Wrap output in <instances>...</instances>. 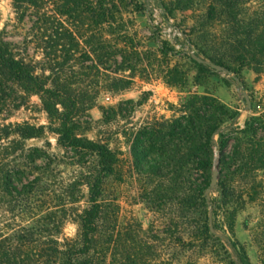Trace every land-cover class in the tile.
Masks as SVG:
<instances>
[{
  "label": "trees",
  "instance_id": "trees-1",
  "mask_svg": "<svg viewBox=\"0 0 264 264\" xmlns=\"http://www.w3.org/2000/svg\"><path fill=\"white\" fill-rule=\"evenodd\" d=\"M86 1L65 0L60 11L79 15L88 9L90 19L117 21L121 10L116 0H100L99 13L92 4L85 7ZM248 1L163 3L169 13L199 12L184 38L177 36L175 44L158 40L163 54L187 59L166 64L163 73L168 85L186 87L190 61L199 76L216 71L195 59L186 46L226 65L242 80L246 68L264 72V7L252 10L246 6ZM14 3L23 21L41 0ZM40 19L35 25L38 39L47 47L60 44L71 61L81 45L74 31L56 15ZM88 41L102 60L105 53L109 60V54L116 53V44L102 35L92 33ZM176 44L183 49L178 51ZM86 67L89 71L81 67L57 72L60 75L49 80L46 69L39 72L35 59L15 53L0 28V106L7 102L8 88L16 85L23 103L40 96L49 117L47 125L0 124V264H255L237 229L240 215L248 209L253 212L247 227L264 264V110L252 115L245 127L234 126L239 110L211 92L190 94L179 105L172 103L171 116L143 127L137 139L142 152H136L131 166L121 148L80 130L77 113L90 92L84 77L90 82L95 75L93 66ZM131 83L119 79L115 85L122 88ZM48 133L55 135L61 149L74 153L67 161L76 165L74 175L62 165V155L50 149V140L48 145H28L31 139H50ZM218 133L219 139L214 136ZM229 134L234 135V143L228 153H222L219 186L209 202L206 189L212 181L215 147L223 151ZM127 183L137 186L148 207L169 216L161 233L147 236L138 212L123 205L122 189ZM69 221L78 225L74 236L65 233ZM163 245L168 247L166 256H162Z\"/></svg>",
  "mask_w": 264,
  "mask_h": 264
},
{
  "label": "rangeland",
  "instance_id": "rangeland-1",
  "mask_svg": "<svg viewBox=\"0 0 264 264\" xmlns=\"http://www.w3.org/2000/svg\"><path fill=\"white\" fill-rule=\"evenodd\" d=\"M116 1L121 10L116 14L117 21L101 23L98 16L95 19L88 17V9L83 10L84 13L79 15L71 14L70 11L62 13L60 9L64 7L65 0H41L39 5L30 7L27 16L21 21L14 0H0V28L4 29L5 39L16 54L35 59L39 65V72L46 69L49 80L58 77L60 73L57 72L64 73L68 70L73 72L81 67L87 70L86 66H93L95 75L91 81L89 82V78L86 79V75L84 77L85 88L90 92L77 113V121L80 123L82 133L93 138H102L111 142L113 146L121 148L127 164L132 166L136 152H142L138 150L137 139L143 127L153 120L171 116L174 113L172 103L179 105L190 94L211 92L233 109L239 110L240 114L235 119L234 126L245 127L246 121L252 115L264 110V72L257 74L250 68L244 70L245 80L241 79L242 85H239L234 78L236 73L231 70H216L199 76L198 67L190 61L189 82L186 87H172L166 83L163 73L166 64L176 61L185 62L187 59L181 54H163L159 50L158 40L167 39L175 44L177 36L184 38V32H191L190 28L195 20H198L197 10L177 9L174 13H169L163 3H170L171 0ZM91 4L95 7V12L99 13L100 0H87L84 6L88 8ZM246 6L251 7L252 10L260 9L264 7V0H249ZM139 8L142 10L138 11ZM44 15L58 16L81 41L80 47L73 51L76 56L74 55L71 61H67V53L60 44L47 47L38 39L39 32L35 25L41 22L40 16L44 18ZM92 33L102 35L116 44V53L109 54L110 60L107 59L106 53L102 60L93 52L92 45L88 41ZM54 41L57 40H51ZM176 48L181 51L183 46L176 44ZM186 49L190 52L194 51L192 46H186ZM225 78L230 80L226 81ZM119 79H131L132 83L128 87L118 88L115 83ZM241 90L250 94L252 106ZM21 95L18 86L12 85L8 88L7 102L0 106V124L23 121L49 124V117L43 109L40 96L35 95L27 103H23L24 99ZM107 95L111 96L110 100L105 98ZM230 123L232 122L228 124ZM48 136L50 139L47 137L31 139L27 143L43 146L48 145L50 140L52 144L50 149L62 155L61 158L65 160L62 165L69 170L70 176L74 175L73 167L76 165L67 162L70 159L69 154L74 155V153L61 149L54 134L48 133ZM233 136L229 134L227 146L223 151L220 150L219 145H216L215 155L219 150L221 158L223 152L228 153L232 149ZM216 138L219 139V133L216 134ZM42 161L38 159L37 162ZM122 203L127 209L138 212L144 222L147 236L161 233L169 221L166 213L152 210L140 199L135 184H125L122 189ZM250 212L253 211L248 209L240 215L237 222L238 234L247 244L252 261L261 264L258 247L253 242L250 228L246 223L251 219ZM77 231L78 225L74 221L66 224L67 235L74 236ZM161 251L162 256H166L168 247L163 245Z\"/></svg>",
  "mask_w": 264,
  "mask_h": 264
},
{
  "label": "water",
  "instance_id": "water-1",
  "mask_svg": "<svg viewBox=\"0 0 264 264\" xmlns=\"http://www.w3.org/2000/svg\"><path fill=\"white\" fill-rule=\"evenodd\" d=\"M191 54L199 62L208 63L212 67H214L217 71H230V69L226 65L215 62L214 60L207 59V58L203 57L202 55H199L195 50L192 51ZM234 78L239 85H242V80L238 75H234ZM241 92H243L245 94L249 105L252 106V99L250 97V94L245 90H241ZM214 136H216V134ZM220 176H221V166H220V155H219V150H218L216 158H215L212 181H211L210 186L206 189V196H207L209 202L212 201L213 191L215 189H217L219 186ZM211 228L213 231H215L214 221H213V211L212 210H211Z\"/></svg>",
  "mask_w": 264,
  "mask_h": 264
},
{
  "label": "built area",
  "instance_id": "built-area-1",
  "mask_svg": "<svg viewBox=\"0 0 264 264\" xmlns=\"http://www.w3.org/2000/svg\"><path fill=\"white\" fill-rule=\"evenodd\" d=\"M105 98H106L107 100H110L111 96L107 95V96H105Z\"/></svg>",
  "mask_w": 264,
  "mask_h": 264
}]
</instances>
